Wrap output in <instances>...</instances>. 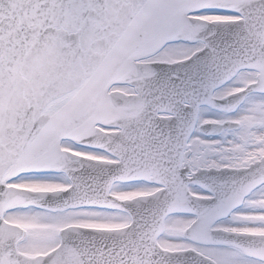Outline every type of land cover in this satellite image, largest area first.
Returning a JSON list of instances; mask_svg holds the SVG:
<instances>
[{
	"label": "snow or ice",
	"instance_id": "snow-or-ice-1",
	"mask_svg": "<svg viewBox=\"0 0 264 264\" xmlns=\"http://www.w3.org/2000/svg\"><path fill=\"white\" fill-rule=\"evenodd\" d=\"M0 264H264V0H0Z\"/></svg>",
	"mask_w": 264,
	"mask_h": 264
}]
</instances>
